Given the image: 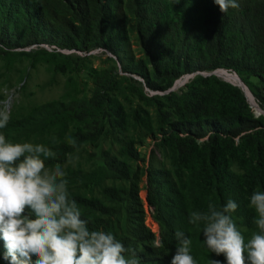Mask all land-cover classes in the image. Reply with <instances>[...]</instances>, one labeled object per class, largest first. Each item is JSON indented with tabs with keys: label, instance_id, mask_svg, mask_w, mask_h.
<instances>
[{
	"label": "trees",
	"instance_id": "trees-1",
	"mask_svg": "<svg viewBox=\"0 0 264 264\" xmlns=\"http://www.w3.org/2000/svg\"><path fill=\"white\" fill-rule=\"evenodd\" d=\"M237 2L238 8L222 13L214 0H0L3 14H18L23 21L12 30L10 23L0 24L8 38L0 41L20 45L31 37L30 43L86 52L101 47L123 63L135 34L144 57H127L125 69L145 79L148 87L165 91L184 74L228 70L245 83L259 80L261 86L254 94L264 108V0ZM105 75L99 76L98 88L87 103L106 115V121L84 123V130L68 135L77 140L78 150L90 144L101 147L100 141L106 140L109 148L99 152L102 164L95 161L90 168H73L70 159L78 150L63 137L48 146L56 156L45 159V166L66 163L70 198L76 200L88 227L113 233L129 248L132 241L121 233L128 221L138 237L154 238L144 225L146 212L140 196V183L147 176V199L160 224L164 247L137 253L139 264H171L177 230L191 238V255L197 264H210L209 259L226 264L222 254L209 252L202 226L189 224V213L206 211L209 199L217 207L232 199L238 208L231 216L241 234L242 227L259 231L254 223L257 214L249 204L255 190L264 191V117L254 115L249 96L240 86L216 75L196 76L180 95L169 92L166 97L172 101V111L160 102L150 104L151 108L127 109L118 98H111L117 82ZM84 105L73 106L79 119L86 117ZM70 107L61 101L42 104L11 120L1 132L6 140L14 136L19 140L41 135L62 122L68 132L64 114L70 115ZM148 138L158 141L169 167L142 170L137 145H144ZM106 179L114 184H106ZM116 181L129 182L130 189L118 187ZM96 188L100 197L95 196ZM123 201L130 205L127 220L121 219V208L116 206ZM4 252L0 239V264H4Z\"/></svg>",
	"mask_w": 264,
	"mask_h": 264
},
{
	"label": "clouds",
	"instance_id": "clouds-1",
	"mask_svg": "<svg viewBox=\"0 0 264 264\" xmlns=\"http://www.w3.org/2000/svg\"><path fill=\"white\" fill-rule=\"evenodd\" d=\"M222 13L238 8L237 0H214ZM10 113L0 109V129L7 127ZM77 148V140L66 137ZM53 143L58 141L53 139ZM78 150V148H77ZM52 148L42 143L11 142L0 132V239L6 252L4 264H139L134 249H127L111 232L91 230L89 221L68 191L66 172L60 164L46 169L45 159L54 158ZM249 207L254 209L258 232L245 242L231 214L238 204L229 199L217 207L209 199L206 211L189 213V224L201 227L209 252L223 255L226 264H264V191H254ZM27 213V214H26ZM176 252L171 264H197L191 255V238L175 232ZM153 248L164 247L161 238ZM131 252V258L124 253ZM210 264H221L209 259Z\"/></svg>",
	"mask_w": 264,
	"mask_h": 264
},
{
	"label": "rangeland",
	"instance_id": "rangeland-1",
	"mask_svg": "<svg viewBox=\"0 0 264 264\" xmlns=\"http://www.w3.org/2000/svg\"><path fill=\"white\" fill-rule=\"evenodd\" d=\"M1 6V4H0ZM6 10V9H5ZM0 24L10 23V28L19 22H23L18 14H3L4 12L0 7ZM177 13H172V18H176ZM131 24L134 23L132 16L127 17ZM2 34V35H1ZM0 38L8 41V38L0 31ZM31 37L20 45H9L0 41V109H6L10 113V120L19 119L29 114L34 108L45 103L53 101H61L64 106H69L70 111L68 114H64V120L66 126L68 125V132L65 129V125L59 123L55 125L41 135H33L31 137H21L19 140L14 136L11 142H31L42 143L46 146H51L53 139L59 140L60 138L67 137L71 131L77 129H85L84 123L92 124L99 120L106 121V115H100L96 111V106L87 103L90 102L93 97L97 86V80L102 74L105 76H114L117 85L115 89L110 91L111 98H118L121 103L126 105L127 109L144 105L148 108L150 104L155 105L160 102L164 105V109L172 111L170 108L171 100L167 98L169 92L183 93L187 84L198 75L214 76L216 74H210L213 71H202L195 73L184 74L178 78L174 84L165 91H157L148 87L145 79L138 75L130 74L126 71L128 59L131 55L137 57H144V53L140 47L138 39L135 34L132 35L131 48L128 49V55H125V59L120 62L116 56H114L109 50L105 48L97 47L91 51H83L78 49L62 48L55 44L48 43H30ZM216 75L220 79L228 82L240 83L241 80L235 72L228 70H219ZM242 83V82H241ZM245 83V82H244ZM113 84V83H112ZM234 84V83H233ZM246 85V86H245ZM245 91L249 96L250 107L256 117H264V108L260 105V102L256 98L254 92L258 91L260 82L256 78L249 79V83H245ZM106 92V91H103ZM143 92L148 98L141 97ZM158 96L160 99L154 101L152 97ZM165 96V97H164ZM85 119H79L76 115L74 105L84 104ZM260 111V113H257ZM173 115V113H172ZM77 116V117H76ZM81 117V115H80ZM79 120V121H78ZM8 122V123H9ZM92 130H95L91 128ZM2 129H0L1 132ZM138 140H142V137L137 135ZM144 145H137L142 151L141 160L138 164L142 170H146L149 166L155 168L169 167L170 163L167 157L163 154L161 147L158 145V141L148 138L144 139ZM101 147L95 144L88 146H82L76 151L70 159V164L73 168L82 166L83 168H90L93 162L102 164V158L99 152L108 149L109 145L106 140L100 141ZM113 153L116 150H112ZM99 154V155H97ZM96 155V156H95ZM145 159V161H143ZM66 171V163H57ZM56 165V164H55ZM54 165V166H55ZM46 167V169L53 168ZM106 184L112 185V179H106ZM115 184L118 187L124 186L128 191L130 189L129 182L116 181ZM256 191V190H255ZM147 188V176L144 175L140 183V196L143 201V206L146 214H144V225L149 231L147 221L146 208L150 210L154 218L155 214L153 208L150 206L148 199ZM95 196L100 197V189H95ZM124 200L126 198H122ZM117 208H121L120 217L123 220L130 218V214L127 213L129 208V202L123 201ZM154 220L158 223L159 233L154 234V238L150 240L142 239L138 237L134 229L132 230V221L124 223L121 228V233L127 239L130 240V245L133 247H125L127 249H134L135 253L148 252L147 248H153L152 243L156 238H160L161 227L156 217ZM135 222H139L136 220ZM243 236L245 242L251 238V235L255 231L248 230L246 227H242ZM144 242V243H143ZM151 254V253H149ZM126 258H131V252L124 253Z\"/></svg>",
	"mask_w": 264,
	"mask_h": 264
},
{
	"label": "built area",
	"instance_id": "built-area-1",
	"mask_svg": "<svg viewBox=\"0 0 264 264\" xmlns=\"http://www.w3.org/2000/svg\"><path fill=\"white\" fill-rule=\"evenodd\" d=\"M147 211V225L148 227L155 233L158 234L159 233V226L158 223L154 220L152 213L150 212V210L148 208H146Z\"/></svg>",
	"mask_w": 264,
	"mask_h": 264
},
{
	"label": "water",
	"instance_id": "water-1",
	"mask_svg": "<svg viewBox=\"0 0 264 264\" xmlns=\"http://www.w3.org/2000/svg\"><path fill=\"white\" fill-rule=\"evenodd\" d=\"M217 72H219V69H217V70H215V71H213V72H210V74H216V75H218L217 74ZM236 73V72H235ZM237 74V73H236ZM238 75V74H237ZM219 76V75H218ZM238 77L240 78V80H241V82L240 83H235V82H233L235 85H238V86H240L242 89H243V91L245 92V94H246V96L248 97V95H247V93H246V91H245V87H244V85H245V83H244V81L242 80V78L238 75ZM246 86V85H245ZM248 100H249V98H248ZM257 113H260V111H257Z\"/></svg>",
	"mask_w": 264,
	"mask_h": 264
}]
</instances>
